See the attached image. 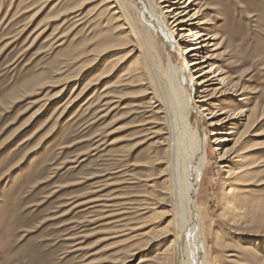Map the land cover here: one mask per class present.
Listing matches in <instances>:
<instances>
[{
	"label": "rangeland",
	"instance_id": "1",
	"mask_svg": "<svg viewBox=\"0 0 264 264\" xmlns=\"http://www.w3.org/2000/svg\"><path fill=\"white\" fill-rule=\"evenodd\" d=\"M85 1L0 0V264H182L170 248L173 237L165 236L171 199L165 164H157L166 155L164 115L145 95L148 81L109 89L119 97L112 107L99 100L135 60L96 84L109 56L97 58V39L117 35L119 24L101 0ZM192 4L188 15L200 11L196 24L207 19L201 28L222 46L211 62L226 78L235 75L243 93L229 109L262 116L244 136L245 118L212 127L210 121L226 115L206 121L210 112L201 111L208 151L198 196L204 255L208 264H264V135L258 137L264 131V0ZM74 9L79 13L69 14ZM182 41V48L194 44ZM134 57L144 68V58ZM226 102H212L210 110L218 115ZM220 137L227 142L215 146ZM238 140L256 168L232 212L225 208L234 199L225 195L230 181L219 155ZM243 245L253 248L243 253Z\"/></svg>",
	"mask_w": 264,
	"mask_h": 264
},
{
	"label": "bare ground",
	"instance_id": "2",
	"mask_svg": "<svg viewBox=\"0 0 264 264\" xmlns=\"http://www.w3.org/2000/svg\"><path fill=\"white\" fill-rule=\"evenodd\" d=\"M96 1L99 0L85 1L83 6ZM156 1H100L101 5L99 6L104 8V12L110 13L109 19L114 24H119V26L116 25V28L120 34L117 33L118 36L105 35L104 38L97 39V49L94 50L97 58L102 60L109 56L102 71L98 72L99 74L96 76V84L108 80L112 73L122 69L131 60L135 61H132L127 69L121 70L116 81L105 87L104 90L107 92L99 100L106 99L107 103L104 105L112 107L114 103L119 102L115 101V98L119 99V97L108 93L109 89L113 87L136 88L140 85L144 86L146 84L144 82L148 81L149 87L146 89L145 95H152L153 108H158V113L164 115L163 125L166 128V133H164L166 138L163 141V145L166 146V155L157 163L165 164L166 175L164 177H166L165 183L168 184L166 190L171 199L169 202L171 221L165 226L169 228L165 236L173 237L170 248L178 251L177 254L181 257L182 264H208L201 237L203 234H201L200 224L202 206L198 202L208 157L201 123L204 116L201 113L210 112L206 121L226 115L220 120L210 121L209 126L212 127H226L231 121H241L242 118H245L248 131L244 136L249 135L248 132L261 120L262 116L256 117L257 114L253 109L247 108L240 112L229 109L231 104L237 102V98L243 93L239 92L240 89L234 82L237 78L235 75L226 78L225 73H222L219 68L220 65L217 67L215 66L216 62H211L213 58H219L217 53L222 49V46L220 43L216 45L215 41L218 37L215 34H206V28H201L209 24L207 19H201L200 23L196 24L199 16H202L200 11L194 12L191 16L188 15V10L196 0H188L186 7L182 6L183 0ZM79 10L69 11V14L79 13ZM185 29L189 30L188 34L181 33ZM125 30H128L129 35L133 37L131 41H129V35ZM176 37L179 39L177 40ZM183 38H188V41L194 44L182 48ZM127 40L129 41L128 46L126 45ZM133 46V49L122 53L126 47ZM212 47V50H208ZM137 53L144 58V68L140 67L139 63L141 62H137L134 57ZM237 53L238 51L234 50L232 57H237ZM161 55L165 58V63L160 61ZM92 58L95 59V57ZM233 66L234 69L239 67L235 63ZM249 73L250 71L246 72L244 76ZM239 76L242 79V73ZM215 86L218 88H214ZM210 90L212 92L207 96ZM226 96H231V98L225 100ZM223 101H227L228 106L223 108L218 115L214 114L210 110L211 103L215 102L218 106ZM208 103L210 104L206 107ZM247 112L248 116L244 114ZM192 120L193 122L195 120L196 123L192 124ZM263 135L264 131L258 134V137ZM214 140L215 146L227 142L224 137ZM238 142L239 140L234 143L228 154L219 155V162L223 168L227 169L226 174L230 181L225 195L231 199L236 197V193H240L238 191L240 187L251 186L247 177L250 171L256 168L255 165H250L246 161L247 156L244 155H247V150L241 152ZM238 160L244 164L242 163V166L230 171L233 163ZM235 202L236 199L231 202L227 200L225 208L235 212L237 210ZM146 208L148 207L145 206L140 210ZM252 248L249 245H243L240 249L245 253L251 251ZM166 261L168 262V260ZM144 262L141 259L139 264Z\"/></svg>",
	"mask_w": 264,
	"mask_h": 264
}]
</instances>
